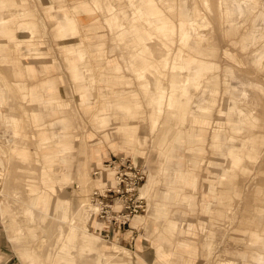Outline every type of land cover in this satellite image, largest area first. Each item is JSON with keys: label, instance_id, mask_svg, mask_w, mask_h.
Returning a JSON list of instances; mask_svg holds the SVG:
<instances>
[{"label": "rangeland", "instance_id": "1", "mask_svg": "<svg viewBox=\"0 0 264 264\" xmlns=\"http://www.w3.org/2000/svg\"><path fill=\"white\" fill-rule=\"evenodd\" d=\"M0 1L3 4L1 21L9 20L4 28L13 31L5 35L8 37L2 44L5 56L0 58V93L4 97L9 91L13 94L11 103H6L5 100L0 103V264H28L27 257H31L33 264H92L93 252H83L79 241L71 243L66 240L68 225L61 229L54 224L50 240L41 237L45 235L43 229H37V236L31 234L30 227L34 222L24 208L30 204L36 205L42 192L46 194V201L39 210L47 213V222L56 201L67 200L73 226L83 233L94 235L107 247L111 243L121 246L125 250L121 251L124 253V264H156L159 255L154 245L156 235L148 233L153 228L150 221L152 205L155 203L165 204L170 210L174 209L179 215L178 219L182 220L180 226L185 236L183 241L191 245L190 249L184 250L176 245L182 243V239L175 240L169 264H256L249 258L250 254L257 252L258 246L264 248V25H253L257 22V13L264 0H250L245 9L246 13L236 15L232 20L228 19L229 5L224 4L223 0H189L190 6L188 0L187 3H184L185 0H147L149 3L141 5V12L138 13H133L128 0H116L115 10L129 12V19L133 21V30L130 31L135 33V37L144 35L143 31H154L153 17L161 20L162 27L169 32L168 37L155 32L158 47L160 45L162 51L169 55V64L161 78L164 99L155 131H151L150 109L144 102L141 85L137 81H141L143 75L128 69L125 61L122 62L126 71L132 76L125 78L128 82L126 85L119 86L117 83L118 87L114 86L117 88L113 90L114 87L107 83L110 78L105 74L106 65L104 67L101 64L92 69L87 59L89 51L86 45L77 44L78 51L87 59L84 67L88 68L86 75L92 78L90 91L94 95L93 100H85L87 96L82 94L83 90L78 89L79 82L73 77L72 63L69 54H66V45L62 43L63 37L71 33V29L75 30L71 34V37H75L74 40H93L97 36L102 37L103 34L104 37V34H108L109 48L105 42L99 43L97 47L100 56L111 54L113 32L106 22L107 4L110 0ZM10 13L13 16H9ZM57 13L70 24L68 28L56 27L60 25ZM29 20L36 25L32 38L22 35L23 29L21 33L16 30L18 22ZM184 20L189 22L182 25L180 21ZM190 21L201 24L203 28H195ZM227 21L230 22L226 23ZM198 31L203 34L195 36ZM252 34L253 40L249 41ZM11 39L20 41L18 49L14 48ZM129 41H133V38ZM30 43L37 49L31 51ZM153 46L150 37L146 41L139 40L136 51L139 49L138 53L142 58L135 63L140 68L146 65L155 74L151 63L156 62V56H162L154 51ZM32 57L36 58L38 66L40 64L47 71L45 75L40 71L26 73L24 63L32 62L33 60H29ZM100 63L95 60L92 62L95 65ZM203 64L207 67L199 69ZM176 75L182 80H187L189 75L193 77L185 94L180 86L170 83V78L176 81ZM42 78L45 79L41 83L50 80L56 86L53 94L43 88L40 93L46 99L58 96L64 103H47L36 110L28 108L26 104H30L29 101L19 98V81H26L31 88V85L39 83ZM114 79L117 80L116 77ZM176 90L182 91V95L177 99V108L171 110L168 108L169 97ZM230 90L232 95L227 102ZM111 99L124 104L123 108L118 111L117 105L113 103L112 106ZM197 103L202 108H197ZM7 107L28 119L30 133L26 139L32 144L29 145L32 151L28 154L30 153L29 157L33 155L39 158L38 177L34 183L22 179L19 173L4 175L6 159L1 144L14 141L12 129L1 118V111ZM45 107L63 109L68 121L67 128L53 127L54 122L60 119V114L50 113L45 114L47 118H37L35 111L43 112ZM206 107L209 110L204 109ZM102 109L105 111V118ZM196 110L199 114L197 116ZM115 115L117 120L114 119V124L109 123ZM39 120L45 122L39 123ZM104 120H107L106 124ZM195 120L202 121L206 126L197 131L194 129ZM121 122L138 126L134 128V134L127 142L129 145L125 143L124 135L118 132ZM164 126L167 131H164ZM180 127L183 128V136L180 146H176L174 135ZM248 128L250 132L247 131ZM219 132L218 138L221 142L223 138L225 145L218 148L217 142L210 140L213 134ZM52 133L66 134L68 143H57L63 150L75 149L83 142L86 157L79 172L82 188L78 186L75 156L64 161L57 158L55 162L49 163L47 153L40 150L41 145L37 140ZM251 135L259 136L260 140L250 139ZM173 150L182 158L178 172L188 174L185 184L180 183L186 185L185 190L176 192L172 198L166 196L156 199L149 194L145 195L143 187L145 212L137 214L133 224L130 223V227L119 238L111 234L105 235V232L100 233L97 227L102 225L96 222L95 226L91 221L94 217L89 201L96 183L92 175L95 165L109 155H128L135 163L143 165L145 181L155 176V186L159 188L164 182L163 168L167 165L164 159ZM150 156L158 159V163H148ZM214 163L227 164V171H224L223 165L221 173L216 174L214 170L217 167ZM56 165L60 166L58 173L55 172ZM214 174L216 175L213 176ZM189 179L194 182L190 184ZM13 185L22 186L18 187L24 189L27 199L13 195L12 190L17 187ZM33 186L37 189L33 195H29ZM62 217L64 219L65 215ZM55 220L53 218V223ZM15 234L20 236L19 244L13 240L12 236ZM249 242L253 244L252 252L248 246L245 247ZM163 246L166 247V243ZM179 251L186 255V260L177 258L176 252ZM62 252L66 255L60 256ZM87 258L90 259L88 262ZM109 264H113L112 259H109Z\"/></svg>", "mask_w": 264, "mask_h": 264}, {"label": "bare ground", "instance_id": "2", "mask_svg": "<svg viewBox=\"0 0 264 264\" xmlns=\"http://www.w3.org/2000/svg\"><path fill=\"white\" fill-rule=\"evenodd\" d=\"M45 1L47 2V0H45ZM138 1H140V3ZM1 2L2 1H0V58L5 56V52L2 51V47H3L2 44L5 42V38H8V37H5V35H9L13 32L10 29L4 28V25L9 20L1 21V19H2L1 10L3 9L2 8L3 4ZM116 2H117L116 0H110L107 4L108 10H107L106 22L111 27V30L113 32V34H112L113 35L112 36V47H113V49H115L116 52H118L120 59H122V61H125L128 69L134 71L135 73L136 72L142 73V75H143L142 80L140 81V79H137V81H138L139 85H141L140 89L143 93L144 102L147 104V107L150 109L149 119H150V123H151V131H155L156 130V124H157L159 116H160V110H161L160 107L163 106L161 104H162L163 99H164V96H163L164 95V91H163L164 87H162L161 78L164 77V75H165L164 69L166 68V65L169 64L168 63L169 55H167L166 52L162 51V47L160 45L158 47L155 32L157 31L158 33H163L167 37L169 35V32L166 30L165 27H162L163 24H162L161 20H156L157 17L152 18V22L155 25L154 31L153 32L149 31V33H146L143 31L144 35L141 34L138 39L140 41H146L148 39V37L152 38V43H154V46L152 48L154 49V51L159 53L160 56L164 57V59H162V57L156 56L155 58L157 59L156 60L157 63L156 62L151 63V65L154 66L153 68H154L155 74H157V75L152 73L149 70V68L147 69L146 65L141 67V68L137 67L136 63H135L134 56H135L136 47L139 44V42L137 41V38H136V40L129 41L130 39H132V33H131L130 29L133 30L132 29L133 28L132 27L133 21H130L131 18H130L129 12L127 13L126 10H124V11L121 9L115 10L116 9L115 8ZM141 2H142V4H141ZM127 3L132 8L133 13L134 12L138 13V12H141V5H147L149 2L147 0H142V1L141 0H128ZM184 3H187L186 0L184 1ZM189 3H190V1L188 0V6H190ZM11 13L9 16H13V15H11ZM56 17H57L58 21H60V23H58L60 25L56 26L57 28H59V27L65 28L66 26H67V28L69 27L70 24H67L65 22V19L62 17V15H59L57 13ZM66 18H67V16H66ZM23 22H24V25H22ZM144 25L145 24H142V26H144ZM21 26H22V28H21ZM22 29L24 30L22 32V35H25L27 38L28 37L32 38V36L35 34L34 31L36 30V25L30 20L18 22L16 25V30H18L19 33H21ZM72 31L75 32L74 29H71V33H68V35H71ZM11 40H13L10 42L13 43L14 48L18 49L20 47V41L15 40V39H11ZM69 42H70V40H69ZM7 43H9V42H7ZM67 43H68V41H67ZM30 46H32L31 51H34L37 49L32 43H30ZM151 51H152V49H151ZM66 52L70 56H76V54H78L80 56V59H81L80 68L74 69L73 73L74 74L76 73V75L79 79L84 78V80H86L90 84V82H91L90 76L88 77V75H87L85 77L84 70L82 69V67H84V64L86 63L85 60L87 61V59H84L85 58L84 54H81L78 51L77 45L76 46L73 45L72 47L66 48ZM71 66H73V65H71ZM84 69H85V71H88V68L84 67ZM157 76L160 78H158ZM189 78L192 79L193 77L190 76ZM109 81H111V80H109ZM178 81L179 80H177V83H179ZM170 83L175 84L176 81L174 82V79L170 78ZM187 83L188 84L190 83L189 80ZM41 84L46 90H48V92L50 94L54 93L56 83L54 86L52 81L45 80ZM0 87H1V85H0ZM234 90H236V87H234ZM184 91L185 92L188 91V86L186 88H184ZM11 92L10 91L7 92L5 97L3 95L1 96V94H0V99H3L5 101H7L8 103H11L12 102V95H13ZM113 95L115 96L116 94H113ZM180 95H182V93L177 92V91H174L171 94V96L169 97L170 98L169 99L170 106L168 108H170L171 110H175L177 108V105H178L177 99H178V97H180ZM34 98H36V96ZM113 103L115 105H117L116 107L118 108V111L121 108H123V106H124V104H122L120 102H115V101H112V106H113ZM140 105L141 104H139L138 106H140ZM138 106H135V107L137 108ZM40 107H44V105L42 103H35V105H33V103H30V105H29L30 109L38 110ZM196 107L202 108V107H199L198 103H197ZM47 110H49V112H47ZM47 110H46V113L41 112L40 117L47 118L48 116L45 114H50V113H51V115H55L56 113L60 114V116L58 117L60 119H57L54 122L53 127L61 126L62 128H67V125H66L67 120H66V117L64 116L63 109L55 110V109L49 108ZM224 114H226V112H224ZM102 115L105 118V116H106L105 111L102 113ZM197 115H199V114H198V111L196 110L195 116H197ZM116 116L117 115H115L113 120L114 119L117 120ZM1 118L4 119L5 123H7V127L10 126L12 128V131L14 133V141H12L8 145L7 148L4 147L5 151H7V149H9L7 152L9 154V160H8L6 171H5L4 175L9 176L11 174L19 173L21 175L22 179L29 180L31 183H34L35 182L34 180H36L38 177V170H39L38 169V166H39L38 161H39V158L35 157L33 155L29 157L30 153L28 154L29 151H32L29 148V145H32V144L28 143L27 139H26L28 137L27 134L30 133L29 122H28L27 117L23 116L22 114H17L13 110L9 111L7 109H4V111L1 115ZM118 119H120V118H118ZM105 121L107 122V120H104V123H105ZM136 125L137 124L133 125L131 123H122L118 126V132H119V134L124 135L125 143H127L129 138L131 137V135L134 134L133 133L134 128L138 127ZM205 126H206V124H204L202 121L195 120L194 129H196L197 131H200ZM218 129L224 131L221 128H218ZM167 130H168L167 127L164 126V131H167ZM43 131H44V129H43ZM65 135H66L65 133H52L49 136H41V138L39 140H37V142L41 145L40 150L47 153V157H49L48 158L49 163L55 162L57 158L59 160L64 161V160L68 159L69 157H74V156L76 157V164L75 165H76V169H77V180L79 181L78 186H79V188H82L81 183H80L81 181L79 179L80 178L79 172H80V166L84 163V160L86 157V155L84 153V149H83L84 148L83 142H80L79 145L75 149H64L63 150V149L59 148L60 146L57 143L60 142L63 145H66L65 143H68V140H67ZM182 136H183V128L180 127L174 135V144L176 146H180L179 143L181 141ZM219 136H220V132L215 133V134H213V136L211 137V140H210L211 142H214V143L217 142L216 144H217L218 148L225 145L224 139L222 138L223 142H221L218 138ZM199 137H201V136H199ZM204 142H205V139H203V143ZM154 151H156V149L153 150L152 152L154 153ZM193 152L194 153H200L198 151H193ZM14 156H15V158H14ZM217 156L219 157V155H217ZM149 158L150 159H148V163H152V164L158 163L157 162L158 159H155L151 156ZM164 160L167 161V163H166L167 165H165L163 168L164 182L161 183V185H159V188L158 187L156 188L155 176L149 177V179L147 181H145L146 183L142 184L139 188V194L141 197L143 196L142 195V188L143 187H145V191H144L145 195L149 194L151 197H154L156 199L166 198V196L168 198L169 197L172 198L176 192L183 191V189L186 185L184 186L183 184H180V183L184 182L185 177L188 174L186 172H184L183 174L178 172V169H180V167H181L180 166L181 165L180 160H182V158L178 155L177 151L173 150L170 152V156L165 158ZM222 161H224V160L222 159ZM214 164L217 167V169L214 170L216 174L221 173V166H223V165H224L223 169L225 172L228 169L227 164H223V165L218 164V163H214ZM148 165H150V164H148ZM199 165H201V164H199ZM59 171H60V166L56 165L55 166V172L58 173ZM153 171L154 170H152V173H153ZM216 174H214L213 176H215ZM193 179H191V180L189 179L190 184H192V182H194ZM184 184H185V182H184ZM3 185H6V184L4 183ZM95 186H97V182L95 183L93 188ZM36 189H37V187H34V186L31 187L29 195H33L34 191ZM214 189H215V186H214ZM1 190L3 191L4 189H1ZM140 190H141V193H140ZM12 194L16 195L20 198H26L27 199V197H28L27 194H25L24 189L19 188V187H14L12 190ZM45 201H46V194L44 192H42L38 196V200L36 202V205L30 204L24 208L25 211H27L30 214L31 219L34 222L33 226L30 227L31 234L33 236L38 235L37 229H43L45 231L44 232L45 235L44 236L42 235L41 237L42 238L47 237L48 240H50V237L53 233L52 229H53L54 224H56V227L61 228V229H65L66 225H68V229L65 232V234L67 235L66 240L68 242H71V243L79 241L80 245L82 246L83 252H86V253L93 252L94 258L92 260V264H105L104 263L105 261H106V264H109V259H112L113 264H124V262H123L124 253L121 252L123 250L122 247L118 246L117 244H111L110 247H107L103 243L100 244L99 240H97L96 237H94L90 234L83 233L79 230V228H77L76 226H73V222H70V220H71L70 219V210H69V204H68L67 200L58 199L56 201L53 212L50 216H48L49 220L47 222V219L45 218V214H47V213L39 210L41 206H44ZM89 201L91 202L90 197H89ZM90 205L92 206V208L90 210L93 214L94 212H96L98 210V207H97V205H95L92 202ZM63 215H65L64 219H62ZM138 216H140V215H138ZM52 217L56 219L54 221V223H53ZM135 217H137V216H134L131 219V221ZM178 217H179V215H177L175 213L174 209L170 210L168 208V206L165 204L161 205V204L155 203L154 205H152V219H151L150 223L153 225V228L150 229V231L148 233H150V235H152V236L156 235L155 240H154V245L157 248V253L159 254L157 257L156 264H169L168 262L171 261V259H172L171 258V254H172L171 248H172V245L174 244L175 240L182 239V243L176 244V245L180 246L181 249H184V250L190 249L189 248L190 244L183 241V239H185V236L183 235L182 226H180L181 225L180 223L182 220L181 219L179 220ZM100 225H101V223H100ZM12 237H13V240L15 241V243H17V244L20 243L18 240L20 236H18V234H15ZM163 243H166V247L163 246ZM246 246H248L247 248L250 249L252 252L251 247L253 246V244L251 242H249L247 245H245V247ZM190 247H191V245H190ZM165 248H167V249L169 248V249L165 250ZM123 251H125V250H123ZM233 254L235 255L236 253H233ZM64 255H66V254L63 252L60 253V256H64ZM176 255H177L178 259L180 258L182 260H186L184 258L186 255L183 254L182 252H180V251L176 252ZM181 257H183V258H181ZM249 258H251V261H254L256 264H264V248L261 246H258L257 252H252L250 254ZM89 260L90 259L87 258V262ZM27 262H28V264H33L31 257H27Z\"/></svg>", "mask_w": 264, "mask_h": 264}, {"label": "crops", "instance_id": "3", "mask_svg": "<svg viewBox=\"0 0 264 264\" xmlns=\"http://www.w3.org/2000/svg\"><path fill=\"white\" fill-rule=\"evenodd\" d=\"M231 0H223V3L225 4V3H227L228 5H229V20H232V19H234L235 17H236V15L238 16L239 14H243V13H246V11H245V9H246V6L248 5V4H250V0H243L241 3H234V2H230ZM189 8V7H188ZM190 10V9H189ZM89 17H90V15H89ZM256 19H257V22L253 25V26H263L264 25V4H263V6L261 7V9H259L258 10V13H257V17H256ZM91 20H93V19H91ZM182 22V25H184L185 24V22H189V20H184V21H180V23ZM190 22H193V25L192 26H195V28H198V27H200V28H203L202 27V25L201 24H196V22H194V21H190ZM228 22H230V21H227L226 23H228ZM92 26V25H91ZM96 31V33H99V31H97V30H95ZM131 33H132V38H133V40H136V38H137V41L139 42V40H138V36L136 35V37H135V33L134 32H132L131 31ZM178 33H179V31H178ZM65 34V33H64ZM203 34V32L201 31V32H196V35L195 36H199V35H202ZM75 37H71V35H67V34H65V36L63 37V45H66V48H68V47H72L73 45H77V44H81L82 45V43L84 44V45H86V48L88 49V57H87V59H88V61H89V63H90V65H91V67H92V69L93 68H96V67H98L99 65H101V64H103V66L104 65H106V72H105V74H108L109 75V78H110V80L111 81H109V80H107V83L110 85H112L113 87L114 86H117L118 87V85L120 86L121 84H123V85H126V83H128V82H126L125 81V78H128V77H130V76H132L130 73H128L127 71H126V68H125V65L123 64V62H122V60L120 59V56L116 53V51H115V49H113L112 51V53L111 54H108V55H101L100 56V53H99V49H98V47H97V45H99V43H101V42H105L106 43V45H107V48H109V44H110V36L107 34H104V37H103V34H102V37H100V36H97V38L99 39H97V38H95V39H88L87 41H85V40H82V39H80V40H73ZM70 40V42H69V40ZM248 40L249 41H252L253 40V34L251 35V36H249V38H248ZM67 41H68V43H67ZM75 43H74V42ZM81 45H79V46H81ZM78 46V45H77ZM139 49H137V51H135V56H134V59H135V61L137 60V59H140V58H142V55L140 54V53H138L139 51H138ZM66 54H68L67 52H66ZM78 54H76V56H70V62L72 63V65L73 66H71L72 67V74H74L73 73V71H74V69H79L80 68V65H81V59H80V56L78 55ZM67 57V56H66ZM137 57H139V58H137ZM92 59H94L95 61H100L101 63L100 64H98V65H95V64H92V62L94 61H92ZM29 60H33L32 62H25L24 63V69L27 71L26 73L27 74H34V73H38L39 71H40V73H42L43 75H45V73L47 72V71H44V67H42L40 64H39V66L37 65L38 63H36V58H34V57H32V58H30ZM66 60L68 61V58H66ZM105 63V64H104ZM70 65V64H69ZM11 66V65H10ZM102 66V67H103ZM107 66L109 67V68H107ZM101 67V68H102ZM105 67V66H104ZM207 67V65H205V64H203V65H201L200 67H199V69H202V68H206ZM39 68H41V69H39ZM11 69H12V66H11ZM30 69V70H29ZM82 69L84 70V75H85V77L87 76L86 75V71H85V69H84V67H82ZM13 70V69H12ZM91 72H92V70H90ZM197 70L195 69V72H196ZM19 75V74H18ZM91 75V74H90ZM191 75H189V77H190ZM44 77V76H43ZM73 77L75 78V79H77V81L79 82V84H78V89H80V90H83L82 92V94H84V95H86L87 96V98L85 99L86 101H91V100H93L94 99V95L91 93V91H90V88H91V84H89L86 80H84V78L83 79H79L78 77H77V75H76V73L73 75ZM114 77H116V79L117 80H115L114 79ZM188 77V79L186 80V79H184V80H182L181 79V77L179 76V75H176V86H180L181 87V90L183 91V93L185 94V91H184V88H186L189 84L188 83H186V84H184V81L185 82H188V80H189V82L191 83V80H193V78L192 79H190ZM192 77V76H191ZM45 78H42L41 80H39V83H36L35 85L33 84V85H31L32 87L30 88V86L28 85V83L26 82V81H19V86H18V95H19V98L22 100V101H29L30 103H33V105H35V103H43V105L45 104V105H47V103H64V102H62V100L61 99H59V97L58 96H56L55 98H49V99H46L41 93H40V89L41 88H43L44 90H46L43 86H42V84H41V81L42 80H44ZM80 80V81H79ZM90 80H91V82H92V78H90ZM177 80H179L178 82L179 83H177ZM117 83H118V85H117ZM1 85V84H0ZM38 87V88H37ZM117 87H114L113 88V90L114 89H116ZM188 89H189V87H188ZM3 91V90H2ZM47 92H48V90H46ZM90 91V92H89ZM177 91V90H176ZM182 91L180 92V93H182ZM178 92V91H177ZM212 92V91H211ZM49 93V92H48ZM1 94V96H2V93H0ZM50 94V93H49ZM90 94V95H89ZM232 95V90H230L229 91V93L227 94V96H228V98H227V102H229V96H231ZM36 96V98H34ZM113 97V96H112ZM112 100L113 99H111V103H112ZM199 100V99H198ZM3 99H0V103L2 104L3 103ZM6 102V101H5ZM7 103V102H6ZM66 103V102H65ZM110 103V102H109ZM25 104V103H24ZM27 106H28V108H29V103L28 104H26ZM197 105V104H196ZM200 107V106H199ZM10 107H7V110H9V111H11V108L9 109ZM46 108V110L49 108V107H45ZM204 109H208L207 107L206 108H204ZM46 110H44L43 111V113H46ZM209 110V109H208ZM3 111H4V109L1 111V115H2V113H3ZM28 111V110H27ZM36 112V117L37 118H39L40 117V115H41V111H35ZM99 117V115L97 116V118ZM115 116H112L111 117V119H112V122H109V123H112V124H114V120H113V118H114ZM2 120H3V122L5 123V121H4V119L2 118ZM67 120V119H66ZM43 122H45V120L44 121H40L39 123H43ZM67 123H68V121H67ZM117 122H115V124H116ZM6 124V126H7V123H5ZM67 125V124H66ZM56 127H61V126H56ZM8 128H10V129H12L10 126H8ZM62 128V127H61ZM247 131H249L250 132V130H249V128L247 129ZM13 135H14V133H13ZM14 138V137H13ZM250 139H255V140H260V138H259V136L257 137V136H255V135H251L250 136ZM68 140V139H67ZM127 144V143H126ZM8 142L6 143V144H1V146H2V149H3V151H4V153H5V161H6V164H5V171H6V167H7V163H8V157H9V154L7 153L8 152V149H7V151H5L4 150V147H8ZM127 145H129V144H127ZM121 154V153H120ZM113 155H118V154H113ZM4 156L2 157V160H3V158H4ZM111 156L112 155H109L108 157H105L99 164H96L95 165V167L94 168H97V167H101V165L106 161V160H108L109 158H111ZM13 186H19V187H22V186H20V185H13ZM94 217V216H93ZM88 219H89V215H88ZM135 219V218H134ZM134 219L130 222L131 224H133V221H134ZM91 221L95 224V226H96V222H98L96 219L94 220V218H92L91 219ZM102 226H100V227H97V229H100V230H106L104 227H103V224H101ZM103 227V228H102ZM129 227H130V225H129ZM126 228H119V229H114V230H111V229H109V234H111L113 237L114 236H116L117 238H119L120 236H121V234H122V232L125 230ZM12 234V233H11ZM90 235H92V234H90ZM92 236H94V235H92ZM97 240H98V238H96ZM100 242V241H99ZM101 243H103V242H100V244ZM111 244H115V243H111ZM119 246V245H118ZM121 247V246H120Z\"/></svg>", "mask_w": 264, "mask_h": 264}, {"label": "built area", "instance_id": "4", "mask_svg": "<svg viewBox=\"0 0 264 264\" xmlns=\"http://www.w3.org/2000/svg\"><path fill=\"white\" fill-rule=\"evenodd\" d=\"M97 182L90 193V200L97 205L93 213L109 235V229L129 228L131 219L145 212L146 201L139 194V188L146 179L143 165L125 154L112 155L101 167L92 170Z\"/></svg>", "mask_w": 264, "mask_h": 264}]
</instances>
